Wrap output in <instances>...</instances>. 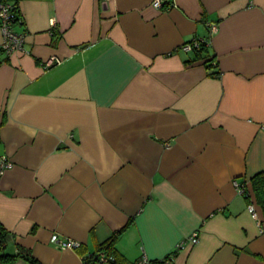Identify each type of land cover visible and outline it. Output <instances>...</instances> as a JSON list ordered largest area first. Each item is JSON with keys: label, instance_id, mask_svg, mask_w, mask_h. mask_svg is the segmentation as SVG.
I'll list each match as a JSON object with an SVG mask.
<instances>
[{"label": "crops", "instance_id": "obj_1", "mask_svg": "<svg viewBox=\"0 0 264 264\" xmlns=\"http://www.w3.org/2000/svg\"><path fill=\"white\" fill-rule=\"evenodd\" d=\"M1 1L28 54L0 29V257L99 264L119 233L117 264H264V0Z\"/></svg>", "mask_w": 264, "mask_h": 264}, {"label": "built area", "instance_id": "obj_2", "mask_svg": "<svg viewBox=\"0 0 264 264\" xmlns=\"http://www.w3.org/2000/svg\"><path fill=\"white\" fill-rule=\"evenodd\" d=\"M152 6L155 9L163 10L165 8H171L172 2L170 0H153ZM16 6L10 3L0 0V29L3 35V43L1 46V51L6 56H11L16 53L27 55L28 51L25 49L26 34L17 32L15 29V22L17 18V12H15ZM55 26V21H52V27ZM217 31L216 25H211L210 36L205 39H193L192 41L184 44L181 49L184 52H194L200 50L202 47L208 48L210 45V40L213 34ZM203 49V48H202ZM60 63V61H57ZM11 166L6 160L2 162V168H9ZM237 191L240 195L245 196L246 188L245 186L234 183ZM249 212L252 216L257 219V214L255 211V206L251 204L249 207ZM192 244L198 243V236L195 234L190 238ZM184 245H180L179 248ZM60 248L63 249H75L79 247V244L73 241H66L59 244ZM99 264H108L114 261L113 257H108L105 252H101L98 255ZM134 264H153L152 261L146 256L142 255ZM159 264H170V260L163 259Z\"/></svg>", "mask_w": 264, "mask_h": 264}, {"label": "trees", "instance_id": "obj_3", "mask_svg": "<svg viewBox=\"0 0 264 264\" xmlns=\"http://www.w3.org/2000/svg\"><path fill=\"white\" fill-rule=\"evenodd\" d=\"M15 12H17V14H18L17 18H16V22H15V29L17 30L18 27H23L25 24H24L23 15L21 14L18 6H16ZM20 33H25V31L20 32ZM202 48L200 50H197L194 52L198 53V52L206 51L208 49V48H204V47H202ZM252 191L254 193L256 202L259 205L264 206V172H261V173H259L253 177V179H252ZM245 196H247V198H249V196L247 195V190H246ZM118 236H119V233L115 234L113 237H111L109 240H107L105 243H103L102 246H100V249L98 251V255L101 252H105L108 257H113L114 261L110 262L111 264H117L118 263V258L116 257L114 250H113L114 244H115ZM5 245H6V234L3 231V229L0 228V249L4 248ZM21 253H22V251L20 252V255H22ZM98 255L95 257L96 258L95 261L97 263H99ZM19 256H2V257H0V263L1 264H11ZM25 258H28V257H25ZM173 258H174V255H170V256L166 257L165 259L170 260V263H171ZM160 261H156V262L152 261V263L153 264H159ZM33 263H35L34 260H33ZM110 263H108V264H110Z\"/></svg>", "mask_w": 264, "mask_h": 264}]
</instances>
